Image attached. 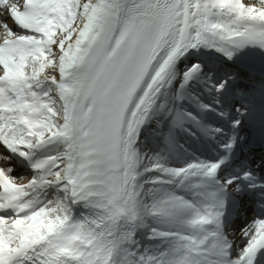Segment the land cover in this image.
Returning a JSON list of instances; mask_svg holds the SVG:
<instances>
[{
	"label": "snow or ice",
	"instance_id": "6c2138e0",
	"mask_svg": "<svg viewBox=\"0 0 264 264\" xmlns=\"http://www.w3.org/2000/svg\"><path fill=\"white\" fill-rule=\"evenodd\" d=\"M198 45L218 46L229 59L233 48H264V0H0V143L35 172L16 179L0 168V264L264 259L259 218L241 230L247 243L232 256L223 232L227 189L210 190L224 160L171 168L157 159L148 169L161 173L153 184L190 182L203 203L177 195L157 200L148 214L162 226L151 228L149 239L162 246L140 251L134 239L142 222V158L133 145L176 59ZM235 144L233 136L229 152ZM49 145L59 154L34 159ZM252 187L264 200V184ZM80 206L94 214L78 219Z\"/></svg>",
	"mask_w": 264,
	"mask_h": 264
},
{
	"label": "rangeland",
	"instance_id": "374dc122",
	"mask_svg": "<svg viewBox=\"0 0 264 264\" xmlns=\"http://www.w3.org/2000/svg\"><path fill=\"white\" fill-rule=\"evenodd\" d=\"M246 2H254V0H246ZM211 52L217 53L219 56L224 59V61H216V60H211L208 59V54L204 53L201 54V51H197V53L191 55L192 59H189V64L191 67L188 73H192L191 79L188 81V83L184 86V88H181V85L184 84L185 82V75L184 71H182V68L179 69V73L181 74L176 77L177 79L175 80V87L173 94L175 93H181V101L178 103V108L175 109V113L177 115H180L182 117V121H184L183 126L179 125L178 127H173L172 124L176 121L170 122L169 126L167 129H163L160 133V135L163 134V138L159 143H157L156 147H153V151L150 152L146 158L142 160L141 162V167L143 168H151L152 165L156 162L157 159H159L166 167H171V168H182L183 165H173L171 161V156L174 153V148L177 147V149H185V152H188L186 150H190L188 152L191 157L192 155L194 158L192 159L196 163H203V164H208L209 161L216 162L215 160H212L211 157L203 154L202 152L206 151L208 149V146L206 145L208 142L211 143L208 139H211V141L215 144V148H213L211 151V156L217 157L220 155L222 148L220 147L219 141H217L216 138H221L223 135L224 131L229 132V130L233 129L234 130V124H235V117L237 116H244L245 118L247 117V111L246 108L247 106H250V104L253 102L255 99V96L252 98H249L248 95L250 94L249 90L246 89L245 85H239L237 87H234V90L236 91V99L234 102H231L228 100L227 93L228 91L226 90L228 87V83L226 84L225 88L223 91L218 92L217 88L218 86L223 83L225 80L224 77H227V75L224 76H219L216 74L211 68L210 65L212 62H217L224 67H226L229 70H234V65L235 64H242L244 66H252L255 67L257 70L260 72H264V58H252L254 56L250 57H241L237 55H243L239 53L238 51H235V55L233 53V56L231 59H229L223 52L218 50L217 46H212L210 49ZM233 51V50H232ZM244 56V55H243ZM226 62V63H225ZM199 65V71L193 72V69ZM260 68V69H259ZM247 74V73H246ZM250 76L249 74H247ZM219 78V79H218ZM227 81L229 83L231 82V78H228ZM143 89L139 90V93L137 96L142 95ZM186 100V101H185ZM162 102V99H157V103ZM230 103H229V102ZM233 104V105H232ZM159 116V114H155L151 117H147L145 120L146 123H143L145 127H142L144 130L149 129L151 124L156 121V117ZM231 118L233 120H231ZM176 119V118H175ZM232 125V126H231ZM187 128L190 130H187ZM237 128V127H236ZM219 131H216V130ZM194 130L196 131L194 133ZM163 132H167L166 134ZM179 133V135L177 134ZM191 134H194L191 135ZM241 131L238 132L239 138L241 136ZM201 137L205 138V150L202 151L201 147L198 146V148H194V145L196 146V140L200 139ZM213 137V138H212ZM223 137H226L223 136ZM167 139V140H166ZM203 142H201L202 145ZM171 144V145H170ZM148 143L144 142L143 145L139 150L135 151L138 153L139 156L146 155L149 151ZM152 148V146H151ZM218 152L217 155H214V152ZM203 154V155H202ZM3 155V154H0ZM4 156V155H3ZM174 160L176 159V153L174 156ZM40 159V158H37ZM176 161V160H175ZM8 167L9 164L7 165ZM5 166V167H7ZM139 166V168H140ZM235 166H233L234 169ZM13 172V167H10ZM229 170H232L230 168ZM229 170H226L223 175L224 178H227V174L229 173ZM32 172V170H31ZM29 171V173H31ZM14 173H11L13 176ZM26 173H21L16 176H13L16 179H20L21 175H25ZM20 177V178H19ZM159 177H161L160 172H155V174L152 176L150 181L157 180ZM152 187L148 190L149 194L148 196L150 198H153V202H146L144 201L143 203V212L148 214V211L150 210L151 206L153 203H155L157 200L162 199L171 193H174L172 188L168 187L170 184H151ZM167 187V188H165ZM167 192V193H166ZM143 195V194H142ZM49 198H52V196L49 195ZM150 218L153 216L149 215ZM156 218V217H155ZM158 219V218H156ZM146 221V220H145ZM143 221V222H145ZM159 222V221H158ZM147 234H150L149 229H146ZM150 237V235H149ZM153 242H150L148 246L154 249V244ZM247 241L243 242V244H246ZM150 249V248H148Z\"/></svg>",
	"mask_w": 264,
	"mask_h": 264
},
{
	"label": "bare ground",
	"instance_id": "6f19581e",
	"mask_svg": "<svg viewBox=\"0 0 264 264\" xmlns=\"http://www.w3.org/2000/svg\"><path fill=\"white\" fill-rule=\"evenodd\" d=\"M7 22H9V21H7ZM19 33H21V32H19ZM213 46H215V45H213ZM211 47L212 46H209V45H198L195 48H189L182 55H180L176 59L174 65L172 66V69H171L170 73L166 76V79L163 82V86L161 87L160 94H159V96L157 98V99H162V102L161 101H160V103L156 102V105L154 106V108L152 109V111L148 115V117H151V116H153V115L158 113L159 116L157 118H160V119L156 120L155 121L156 123H154V125L152 124L150 126V128L152 127L151 130H149V129L144 130L141 127L139 128L136 141H135V143L133 145V147L136 150H139L144 142H147L149 146L157 145V143H159V141H161V139L163 138V134L160 135L161 131L163 129H167V127L169 126L170 122L172 123V121L176 120L175 118L177 116H175L176 115L175 109L178 108V103L181 101V97H180L181 93L177 92V93L173 94V92H175L174 91L175 80L177 79L176 77L178 76V74L180 75L181 72L184 71V74H182V75H186V74H188L187 71H189L190 68H193L189 64L190 63L189 59L190 60L192 59V57H190V56L195 54V53H197V51H201L200 52L201 54H204V53L208 54V59L216 60V61H224V59H222V57L219 56L217 53L210 51ZM232 50H233L234 54H235V51H238L239 53H241L243 55H247V52H249L248 50H245V49H235V48H233ZM235 55H237V54H235ZM251 55L252 56H257V57H260V58H264V51L261 52L260 54L253 52V53H251ZM257 57H255V58H257ZM235 65L238 66L237 64H235ZM180 68H182V71L179 73V69ZM210 68L216 74H218L219 76L227 75V77H224L225 80H227L228 78L232 79V81L230 83L228 81V93H230L229 86H235V85H237V86L245 85L246 89H248L250 92L253 91V93L255 95H261L264 92V84H262V81L260 82L261 85H256V83L249 82V80H248L249 76L246 75V74H242V73H247L246 71H241V73L240 72H234V71H231V70L227 69L226 67H224V65H222L220 63H217V62H212L211 65H210ZM247 74H249V73H247ZM256 100H257V98L255 97V99L253 101L255 102ZM161 104L165 105L163 110H161V108H160ZM260 108L264 112V97L262 98V105H260ZM249 110H251V106H247L246 111L248 112ZM251 115H255V109L254 108L252 109ZM253 119H256L259 122H263L264 123V114L261 117H252L250 120H249V118H245L243 115L242 116H237V117H235V121H240V125H239V128L236 130V132H234L233 130L230 129L229 132H227L228 130L223 132L222 135L223 136L226 135V137L222 136L221 138H216L217 141H219V143L223 144V145H220V147L222 148V151H221L220 155L217 158H215L216 162H213V163H218L221 160L225 161L222 164V166L220 167V169L218 170V172H217V175H216L217 179H220L221 174H223L224 171L228 168L227 167L228 164L229 163H233L232 157L237 155V160L242 159L244 157H247V158L250 157V156H248L249 155V150H247L246 147L242 148L239 145V142H237V140H238L237 131L241 130V133L246 134L247 125ZM144 123H146V122H144ZM183 124H184V121H182L181 123H178L177 120H176L174 122V124H172V125L175 128V127H178L179 125L183 126ZM142 127H145V125H143ZM187 130H189V129L187 128ZM195 132L196 131L194 130V133ZM259 132H264V129L260 130ZM163 133L166 134L167 132H163ZM177 134L179 135V133H177ZM191 135H194V134H191ZM233 136L236 137V144H235V147L231 150V152H229L227 147H226V145L231 143ZM195 140H196V142H198L200 140H204L203 145H205V143H207L205 141L204 137H201L200 139L195 138ZM208 140L211 142V139H208ZM214 143L213 142H211V143L208 142L206 145L209 146V149L212 150L213 148H215V144ZM198 145L201 146L199 143H198ZM203 145L201 147L202 151L205 150V147H203ZM261 146H263L262 148H264V143ZM195 147L198 148L197 146L194 145V148ZM184 150L182 149L180 151L179 149H177V147H175L174 148V153H170V154H172L171 161H172L173 165H179V166L183 165L182 167H186L187 165H189L191 163H196L195 161L192 160L194 158V156L192 155V157H191V155L188 153V152H190V150H186L188 152H185ZM1 151L2 150H1V147H0V152ZM59 152H60V147L59 146H57V145H49L45 149H43L42 151L37 152L36 156L44 158V157H46L48 155H58ZM175 153L177 155H179V157L176 158L177 160L175 159L176 161L174 160ZM202 153L203 154H207L208 151L206 150V151H204ZM0 154H3L5 157H8V159H6V160H0V168L13 167V172H12V173H14L13 176H16V175L21 174V173H26L25 175H21L20 177L29 178L30 179V178H32L35 175V172L29 173V171L31 172V169H29L28 166L26 165V163L29 162V161L26 160L25 158L21 157L20 155H18V153L13 154V155H8V154H5V153H0ZM217 154H218V152L215 151L214 155H217ZM252 154L254 155V159L253 160H255L257 163L263 157V155L259 151H255ZM36 156L34 157V159H36ZM140 157H142V155ZM249 160H252V158H250ZM8 164H9L10 167L7 166ZM208 164H212V162L209 161ZM253 164H254V161H253ZM5 166H7V167H5ZM139 169L140 168L138 167V170H137L138 173H140ZM245 174H249V173L245 172ZM233 181H236V182L239 181V177L237 175H234ZM216 183H217V188H216L217 191H219L221 188H226L225 186H220V180H217ZM165 184H170L168 187L173 188V190H174V193H171L170 195L183 196L185 199H186V197L188 195H191L193 193V191H194V189L191 187V183L190 182H185L184 184H180V182L177 180V181H174L173 183H164V185ZM231 186L232 185H229V187L226 188L228 190V192H232ZM165 188H167V187H165ZM52 191L53 190H49V194ZM150 202H153V201H150ZM143 203H144V201L142 200V197H141V194H140L139 206H140L142 222L138 223V225L135 228L134 239L136 241V244L139 246L140 251H144L145 249H148V248L153 250V248L150 247L151 245L147 247V245L150 242H153L152 244H154V246H155L153 251H155L156 249H158V248H160L162 246V242L160 240L147 238V240L144 242L145 247H144V245H140L143 242L142 241L143 237L141 235V234H144V226H143V224L148 221V219L146 220V216H145V214L143 212V209H142L143 208ZM237 203H238V201H237ZM236 219H238V220L246 219L244 217V211L239 210L237 212ZM143 221H145V222H143ZM157 221H158V219H154L153 224L150 225L151 228H153V227H161L162 226ZM253 222H254L253 220L248 221L246 223V226H244L243 228H240V230L238 232H240L242 229L248 227ZM235 223L237 224V222H235ZM148 225L149 224L146 223L145 226L148 227ZM240 226H241V224H239L237 227L239 228ZM238 232L233 231V233H235V235L232 238V242L233 243L239 242L240 246H241L242 243L246 240V238L241 235V232L237 236ZM238 250H239V248H237V252H238ZM234 252H236V249L234 250ZM238 255L239 254L234 255L233 258L237 257Z\"/></svg>",
	"mask_w": 264,
	"mask_h": 264
},
{
	"label": "water",
	"instance_id": "95a60500",
	"mask_svg": "<svg viewBox=\"0 0 264 264\" xmlns=\"http://www.w3.org/2000/svg\"><path fill=\"white\" fill-rule=\"evenodd\" d=\"M242 49H247V50H250L254 53H260L262 50H264V48H261L258 45H248V47H244Z\"/></svg>",
	"mask_w": 264,
	"mask_h": 264
}]
</instances>
